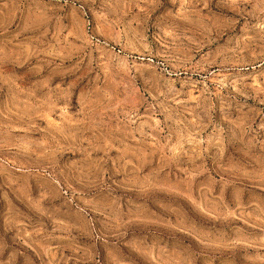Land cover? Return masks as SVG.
<instances>
[{
  "label": "rangeland",
  "instance_id": "rangeland-1",
  "mask_svg": "<svg viewBox=\"0 0 264 264\" xmlns=\"http://www.w3.org/2000/svg\"><path fill=\"white\" fill-rule=\"evenodd\" d=\"M0 264H264V0H0Z\"/></svg>",
  "mask_w": 264,
  "mask_h": 264
}]
</instances>
